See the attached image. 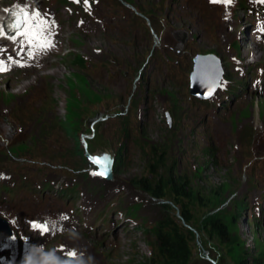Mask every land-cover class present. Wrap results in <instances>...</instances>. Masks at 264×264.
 <instances>
[{"label": "rangeland", "instance_id": "374dc122", "mask_svg": "<svg viewBox=\"0 0 264 264\" xmlns=\"http://www.w3.org/2000/svg\"><path fill=\"white\" fill-rule=\"evenodd\" d=\"M126 1L163 34L160 49H154V34L145 35L143 19L128 8L117 13L101 1L98 18L79 25V16L60 5L63 46L47 58V70L0 75V133L10 143L0 152V164L7 162L16 179L26 176L35 185L44 178L78 182V194L69 202L53 189L32 190L27 199L32 210L48 196L49 206L68 202L82 221L87 217V224L54 237L52 244L79 249L92 264H166L156 232L168 215L175 217L174 197L169 190L155 197L143 187L155 186L161 173L164 182L174 181L186 194L183 203L192 220L181 223L192 249L189 264H240L242 259L254 264L255 258L264 264V215L249 209L258 192L249 171H261L264 192V92L246 84L242 96L229 97L233 104L209 116L189 97L188 79L193 57L214 53L224 78L232 70L233 79L242 81L233 60L248 63L258 55L264 61V46L253 48L218 18L207 22L206 9L216 10L204 0ZM243 78L251 80L250 74ZM154 151L165 155L163 172L152 173ZM95 157L109 165L101 170ZM24 158L47 161L44 172ZM62 165L95 169L108 180L72 168L66 172ZM212 220L227 226L228 239L210 230Z\"/></svg>", "mask_w": 264, "mask_h": 264}, {"label": "trees", "instance_id": "16d2710c", "mask_svg": "<svg viewBox=\"0 0 264 264\" xmlns=\"http://www.w3.org/2000/svg\"><path fill=\"white\" fill-rule=\"evenodd\" d=\"M76 139L78 140L81 154L85 156L81 140L78 136ZM153 156L156 163L151 164L152 173L163 172L165 155L158 156V153L154 151ZM156 164L157 167H155ZM143 187L155 197H162L164 190H169V194L174 197L176 215L175 217L168 215L160 222V226L156 232V241L159 253L166 264H189L192 257V249L189 237L184 232V227L181 222L189 223L192 220V216L187 205L183 203L186 196L184 189H180L174 181L167 180L164 182L163 173H161L160 180L155 186L144 184ZM177 214L179 219H177ZM209 228L217 232L222 239H228V228L219 220H212L209 223ZM240 264H246V260L242 259ZM254 264H262V262L258 261V258H255Z\"/></svg>", "mask_w": 264, "mask_h": 264}, {"label": "water", "instance_id": "95a60500", "mask_svg": "<svg viewBox=\"0 0 264 264\" xmlns=\"http://www.w3.org/2000/svg\"><path fill=\"white\" fill-rule=\"evenodd\" d=\"M21 20V19H20ZM224 75L221 59L214 53L199 54L191 75V93L200 98L211 97L220 86ZM171 123L170 114H168ZM91 159H94L89 153ZM6 235V234H5Z\"/></svg>", "mask_w": 264, "mask_h": 264}, {"label": "snow or ice", "instance_id": "6c2138e0", "mask_svg": "<svg viewBox=\"0 0 264 264\" xmlns=\"http://www.w3.org/2000/svg\"><path fill=\"white\" fill-rule=\"evenodd\" d=\"M213 2H222L225 4H230L231 0H213ZM38 15V14H37ZM31 14H28L27 17H25L24 19H22L20 21L21 24H25L27 23L28 18H30ZM12 28L13 32H15L17 30V28L19 27V25H15V22H13V24H6V23H0V35L2 36H8V33L5 31V28ZM22 35H28V33H21ZM11 39H15V36H11L9 37ZM4 65V61L0 60V71L6 70V67L3 66ZM40 227H44V226H40ZM70 255H75L74 253H69Z\"/></svg>", "mask_w": 264, "mask_h": 264}, {"label": "bare ground", "instance_id": "6f19581e", "mask_svg": "<svg viewBox=\"0 0 264 264\" xmlns=\"http://www.w3.org/2000/svg\"><path fill=\"white\" fill-rule=\"evenodd\" d=\"M188 8H189V7H188ZM193 10H194V9H193ZM194 11H195V10H194ZM189 12H190V11H189ZM252 49H253V48H252ZM252 49H250V51H251ZM254 50H255V49H254ZM259 50H262V49L260 48ZM250 51H249V52H250ZM255 55H256V54H255ZM255 55H254V56H255ZM257 56H258V55H257ZM257 56H256V57H257ZM256 57H255V58H256ZM48 59H49V58H48ZM257 59H258V58H257ZM47 63H48V62H47ZM47 63H46V64H47ZM51 63H52V61H51ZM46 67H47V66H46ZM50 67H51V66H50ZM48 69H49V68H48ZM233 69H236V68H233ZM55 70H56V67H55ZM32 71H33V70H32ZM24 72H25V71H24ZM26 72H27V71H26ZM33 72H34V71H33ZM7 78H9V76H8ZM23 78H24V77H23ZM14 98H15V97H14ZM30 104H31V103H30ZM26 106H28V105L26 104ZM18 107H19V106H18ZM13 109H14V108H13ZM95 158H96V157H95ZM96 160H97V163H99V164L101 165L100 169H101V170H104V167L102 166V164H103V160L100 159V158H96ZM103 165H104V166H108L109 164L107 163V164H103ZM108 193H109V192H108ZM112 193H113V192H112ZM74 230H75V228H74ZM71 232H72V231H71ZM71 232H70V233H71ZM65 233H66V232H65ZM68 233H69V232H68Z\"/></svg>", "mask_w": 264, "mask_h": 264}]
</instances>
